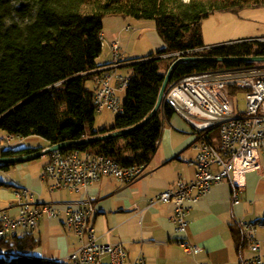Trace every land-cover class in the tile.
Returning a JSON list of instances; mask_svg holds the SVG:
<instances>
[{
    "label": "trees",
    "instance_id": "obj_1",
    "mask_svg": "<svg viewBox=\"0 0 264 264\" xmlns=\"http://www.w3.org/2000/svg\"><path fill=\"white\" fill-rule=\"evenodd\" d=\"M260 7H264V0H252L251 5L241 0H0V131L12 137L36 136L49 144H59L130 128L154 109L177 55L264 56V41L200 51L207 47L202 33L204 19L215 13L235 14L244 8ZM107 17L153 21L164 47L147 58H167H141L128 66L131 82L123 113L111 129L97 131L94 90L87 89L90 77L84 74L99 67ZM254 67H259L258 63H181L170 84L191 74ZM229 90L231 97L241 91L234 86ZM175 113L169 105H163L155 117L128 135L73 149L106 156L123 167L148 165L157 152L165 118ZM34 152L10 149L0 156ZM233 233L238 249L247 248L242 231L234 229ZM38 245L32 232L0 240L1 250L20 255L11 260L0 258V264H54L30 257Z\"/></svg>",
    "mask_w": 264,
    "mask_h": 264
},
{
    "label": "built area",
    "instance_id": "obj_2",
    "mask_svg": "<svg viewBox=\"0 0 264 264\" xmlns=\"http://www.w3.org/2000/svg\"><path fill=\"white\" fill-rule=\"evenodd\" d=\"M128 29L131 30V27ZM109 49L112 62L84 75L89 76V80L95 85L93 101L96 111L110 110L120 115L124 107L119 93L126 91L131 82V75L123 74L120 70L133 63L124 58L118 41H112ZM209 49L211 48L206 47L200 51ZM164 58L167 56L143 61ZM231 86L244 92L247 104L245 112H237L230 96ZM163 105L173 108L194 129L196 156L192 164L197 168V173L196 178L190 182L179 178L174 185L151 200L149 207L158 203L174 205V229L176 233H186L191 207L214 186L230 179L235 189V203H238L245 175L250 172L264 175V163L261 162V158L264 159V66L191 74L169 85ZM215 130L218 134L213 135ZM13 138L9 136L8 142ZM49 157L42 177L55 182L53 190L83 189L87 192L90 185L105 177L130 183L143 176L147 168V164L123 167L111 158L79 149L65 154L55 152ZM84 195L77 208H62L36 202L31 191L27 189L16 192L17 216L0 211V240L17 236L20 231L34 233L43 218L56 219L65 215L63 226L76 234L80 245L63 262L147 264L143 257L129 262L121 243H99L96 230L90 225L95 209L92 200L87 194ZM262 226L264 227V222H249L240 226L251 252L243 264H264L262 242L256 235L258 228ZM182 246L188 253L201 250L198 245L187 240L182 242ZM8 255L20 256L18 253L0 250V256Z\"/></svg>",
    "mask_w": 264,
    "mask_h": 264
},
{
    "label": "crops",
    "instance_id": "obj_3",
    "mask_svg": "<svg viewBox=\"0 0 264 264\" xmlns=\"http://www.w3.org/2000/svg\"><path fill=\"white\" fill-rule=\"evenodd\" d=\"M129 20L123 17L105 18L103 52L97 60L99 67L112 62L109 44L114 40L120 43L121 52L130 63H136L141 58L149 59L147 57L153 55L138 57L135 50L131 51L135 34L145 25L141 23L138 28H132ZM127 26H132L131 30ZM218 45L223 44L206 46ZM156 47L161 45L156 43ZM163 47L164 44L159 49ZM195 142L194 129L180 114L175 113L165 118L157 152L143 176L130 183L105 177L90 185L87 192L83 189L53 190L55 182L42 177L49 155L38 158L36 163L0 168L4 174L0 182L9 185L0 188V211L17 216L15 194L23 189L31 191L38 203L62 208H77L78 202L87 194L95 209L90 225L95 228L99 243L123 244L129 262L143 257L147 264H243L251 252L248 248L238 249L233 230H240L243 223L264 222V175L258 172L245 175L238 203H235V189L230 179L214 186L191 207L186 233H176L174 229V205L158 203L149 207L151 200L174 185L179 178L188 182L196 178L197 168L192 164L196 156ZM21 145L18 143L11 149H34L38 152L50 146L46 141L44 146L37 149L23 148ZM261 162L264 163L263 158ZM65 221L66 216L61 215L56 219L45 217L39 222L33 233L39 245L30 257L53 263L65 259L79 247L76 234L64 228ZM25 233L20 231L19 235ZM256 235L262 242L264 255L263 226L258 228ZM186 240L198 245L201 250L197 253L186 252L182 246Z\"/></svg>",
    "mask_w": 264,
    "mask_h": 264
},
{
    "label": "rangeland",
    "instance_id": "obj_4",
    "mask_svg": "<svg viewBox=\"0 0 264 264\" xmlns=\"http://www.w3.org/2000/svg\"><path fill=\"white\" fill-rule=\"evenodd\" d=\"M188 1V0H184ZM245 5H251L252 0H241ZM130 19L132 28H138L141 23L145 25L144 29L140 28L139 32L135 34L131 43V51L135 50L138 57L149 56L150 54H156L159 48H162L163 41L159 36L157 30L154 27L153 21H138ZM18 21V19H16ZM10 24V22H8ZM128 27V26H127ZM202 33L204 42L206 45L215 44H230L238 42H250L261 40L264 38V7L260 8H244L238 13H215L204 19L202 22ZM154 36V37H153ZM264 41V39H263ZM156 43H159L161 47H156ZM259 67H263L264 63H258ZM123 74H128L131 70L123 68L120 70ZM88 90H94V83L92 80L86 82ZM127 92L119 93V98L124 104L126 100ZM236 106L237 112H245L247 109L245 94L243 91H239L235 97H232ZM118 117L117 114L110 110H104L97 112L95 130L111 129L114 126L115 120ZM218 134V131H216ZM9 136L0 131V154L13 148L18 143L22 144L23 148H35L44 146L45 140L32 136L29 138L14 137L8 142ZM38 161L33 160L32 162ZM3 172L0 170V179L3 177ZM0 188L4 187L0 185Z\"/></svg>",
    "mask_w": 264,
    "mask_h": 264
},
{
    "label": "water",
    "instance_id": "obj_5",
    "mask_svg": "<svg viewBox=\"0 0 264 264\" xmlns=\"http://www.w3.org/2000/svg\"><path fill=\"white\" fill-rule=\"evenodd\" d=\"M256 41H258V40H256ZM256 41H253V42H256ZM250 42H252V41H250ZM238 43H241V42H238ZM230 44H236V43H230ZM230 44H223V45H218V46L209 47V48L226 46V45H230ZM195 62L264 63V56H243V57L177 56L176 60L171 64V66L169 67V69L165 75V79H164V82H163V85H162V88H161V91L159 93L158 100H157V103H156L154 109L140 123H138V124H136L130 128L124 129V130H115V131H111V132H108L106 134L98 135L95 137H89V138H85V139L77 140V141H66V142H62L59 144H50V146H48L47 148L42 149V150L35 152V153H31V154H23V155H16V156H10V157L0 156V166L23 164V163L31 162V161L36 160L38 158L51 155L52 153H55V152H61L63 150H67V149L82 147V146H86V145H89L92 143L102 142V141L109 140V139L120 138V137H123L125 135H128V134L138 130L139 128L144 126L147 122H149L153 117H155L158 114L161 107L163 106L164 96H165V93H166V91L170 85V80H171V77H172V74H173L175 68L181 63H195ZM31 98L20 103L18 106L27 102ZM17 107H15V108H17Z\"/></svg>",
    "mask_w": 264,
    "mask_h": 264
},
{
    "label": "bare ground",
    "instance_id": "obj_6",
    "mask_svg": "<svg viewBox=\"0 0 264 264\" xmlns=\"http://www.w3.org/2000/svg\"><path fill=\"white\" fill-rule=\"evenodd\" d=\"M19 257L17 255H8V256H0V258L6 259V260H11L13 258ZM54 264H67L66 262H63L62 260L55 261L53 262Z\"/></svg>",
    "mask_w": 264,
    "mask_h": 264
}]
</instances>
